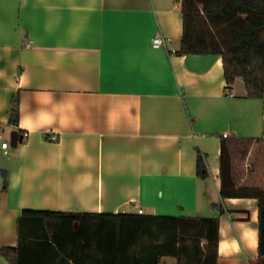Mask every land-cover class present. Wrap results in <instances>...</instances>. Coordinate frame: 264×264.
Wrapping results in <instances>:
<instances>
[{
  "label": "crops",
  "instance_id": "obj_1",
  "mask_svg": "<svg viewBox=\"0 0 264 264\" xmlns=\"http://www.w3.org/2000/svg\"><path fill=\"white\" fill-rule=\"evenodd\" d=\"M182 34L181 0H0V159L16 95L26 131L0 167V264L24 208L219 216L217 264H258V199L215 204L224 143L235 188L264 190V98Z\"/></svg>",
  "mask_w": 264,
  "mask_h": 264
},
{
  "label": "trees",
  "instance_id": "obj_2",
  "mask_svg": "<svg viewBox=\"0 0 264 264\" xmlns=\"http://www.w3.org/2000/svg\"><path fill=\"white\" fill-rule=\"evenodd\" d=\"M181 7L177 53L222 55L227 88L241 77L248 97L264 98V0H181ZM19 117L16 95L9 124L25 136ZM197 151L198 174L208 175L206 155ZM221 175L222 200L215 204L219 214L226 211L223 201L228 197L258 199V264H264V190L235 188L225 143ZM17 224V245L1 248L11 264H161L167 256L177 264L218 261L219 216L24 208Z\"/></svg>",
  "mask_w": 264,
  "mask_h": 264
},
{
  "label": "built area",
  "instance_id": "obj_3",
  "mask_svg": "<svg viewBox=\"0 0 264 264\" xmlns=\"http://www.w3.org/2000/svg\"><path fill=\"white\" fill-rule=\"evenodd\" d=\"M31 42H32V40H29L27 42V45L29 46L31 44ZM167 42H168V40L165 37L159 36V35L158 36H155L153 38V40H152V44L156 48H160V47L166 46L167 45ZM225 135H227V134H225ZM49 138L52 139V140H57L58 139V137H57L56 134L50 135ZM9 147H10V142L9 141H3L1 143V148L3 149L4 154H7L8 153V148ZM139 212L140 213H143V210L140 209Z\"/></svg>",
  "mask_w": 264,
  "mask_h": 264
},
{
  "label": "water",
  "instance_id": "obj_4",
  "mask_svg": "<svg viewBox=\"0 0 264 264\" xmlns=\"http://www.w3.org/2000/svg\"><path fill=\"white\" fill-rule=\"evenodd\" d=\"M24 139L23 135H20L18 130L12 129L10 132V145L13 148H16L20 142H22ZM0 167L6 168L7 167V160L5 158L0 159Z\"/></svg>",
  "mask_w": 264,
  "mask_h": 264
},
{
  "label": "rangeland",
  "instance_id": "obj_5",
  "mask_svg": "<svg viewBox=\"0 0 264 264\" xmlns=\"http://www.w3.org/2000/svg\"><path fill=\"white\" fill-rule=\"evenodd\" d=\"M259 102H260V106H261L262 109H263V108H264V101H259ZM260 123L263 124V122H260ZM263 130H264L263 125H262V126H259V129H258L257 135H260V136H261V135L263 134ZM7 138H8V141L10 142V136H8ZM12 150H13V147L10 145V147H9V149H8V152H9V153L6 154V155H2V157H5V158L9 157L10 154H11V152H12ZM172 264H177V260H176V259H173Z\"/></svg>",
  "mask_w": 264,
  "mask_h": 264
}]
</instances>
